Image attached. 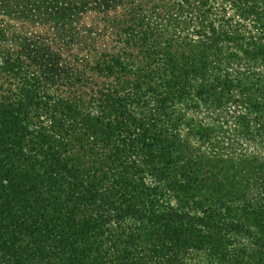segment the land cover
Instances as JSON below:
<instances>
[{
    "label": "trees",
    "instance_id": "1",
    "mask_svg": "<svg viewBox=\"0 0 264 264\" xmlns=\"http://www.w3.org/2000/svg\"><path fill=\"white\" fill-rule=\"evenodd\" d=\"M159 3L0 0V264H264V0Z\"/></svg>",
    "mask_w": 264,
    "mask_h": 264
},
{
    "label": "rangeland",
    "instance_id": "2",
    "mask_svg": "<svg viewBox=\"0 0 264 264\" xmlns=\"http://www.w3.org/2000/svg\"><path fill=\"white\" fill-rule=\"evenodd\" d=\"M125 1H128L129 4L123 5L120 7L118 6V8L115 11H109L108 13H105V14L104 13L103 14H97V13L91 12V13H86L83 16H81V22L79 25H80V27L84 26L86 28L85 29L80 28L78 35H83L85 38L88 34H90V36H88L89 38L87 37L90 40H86L83 38L79 39V40L80 41H86L85 42L86 44H89V43L92 44L88 47L90 53L94 52L95 50L103 49L104 45H107L106 48H108V45L113 44L110 34H108V35L105 34V31H107V29H109V31L111 29H113L116 26L117 21L121 20L124 17H127L128 14L136 13L138 11V9H142V10L146 11L147 14L154 13L151 10V7L155 4H158V2H159V0H125ZM170 1L171 0H161V3H159V4L160 5L170 4ZM163 12L164 11L161 10L159 12V15L161 16ZM175 13H177L178 15L182 14L181 11L176 12L175 10H173L170 12V14L172 16ZM114 22H115V24H113ZM169 26L170 27L168 29L174 30L175 32H178V33L180 31L181 34L184 35V29H183L182 25L174 27L173 24H170ZM77 43L78 42H75V44H77ZM82 46L83 45H78L79 48H81ZM75 48H77V47L72 48L73 51ZM75 52H76V50H75ZM192 119L194 120L195 123H199L201 120V117L198 115H193ZM214 119H215L214 117L212 119H208L207 123H210V124L214 123L216 128H218V127L221 128L222 124L213 121ZM220 128H218V130ZM183 129H184V124H183ZM222 129H223V127H222ZM242 146H244V145H242ZM258 151H259L258 154H261L260 149ZM259 166L262 167V170H264V166H261V165H259ZM260 167H258V168H260ZM255 170H256V168H255Z\"/></svg>",
    "mask_w": 264,
    "mask_h": 264
}]
</instances>
